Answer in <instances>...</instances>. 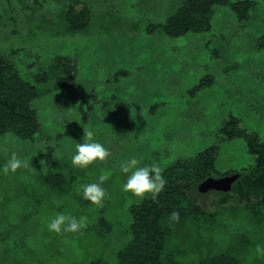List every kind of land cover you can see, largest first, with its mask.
I'll return each instance as SVG.
<instances>
[{
	"label": "rangeland",
	"instance_id": "rangeland-1",
	"mask_svg": "<svg viewBox=\"0 0 264 264\" xmlns=\"http://www.w3.org/2000/svg\"><path fill=\"white\" fill-rule=\"evenodd\" d=\"M250 1L245 21L230 6H217L209 31L170 38L158 27L182 0H0V54L25 80L42 73L49 78L37 86L41 93L31 104L40 125L34 139L0 137V264H116L117 252L130 240L129 209L143 200L122 190L129 174L121 164L132 158L140 167L158 163L162 171L180 160L186 169L212 146L213 180L256 165L243 139L227 141L221 132L238 119L264 142V0ZM70 5L76 11L88 7L84 30H65ZM57 56L74 60L71 85L58 89L59 72L49 69ZM207 77L210 86L191 94ZM84 128L111 155L74 167ZM13 152L29 166L4 175ZM49 171L70 178V191H50L41 182ZM108 173L103 207H97L83 198L81 185L99 183ZM216 192L189 193L210 217L176 229L166 252H184L176 261L186 264L225 252L240 264H264L255 253L257 244L264 246V220L243 209L218 215ZM59 213L86 217L88 226L79 233L51 232L47 225ZM100 217L110 229L97 227Z\"/></svg>",
	"mask_w": 264,
	"mask_h": 264
},
{
	"label": "trees",
	"instance_id": "trees-1",
	"mask_svg": "<svg viewBox=\"0 0 264 264\" xmlns=\"http://www.w3.org/2000/svg\"><path fill=\"white\" fill-rule=\"evenodd\" d=\"M44 0H28V4H41ZM230 6L238 21L248 19L247 12L254 6V2L243 0L230 4V0H182L176 11L170 15L163 25L158 28L170 38H178L186 34H199L209 31L214 7ZM90 11L87 6L76 11L69 6L63 15L65 30L76 33L86 28ZM1 23V15H0ZM50 70L59 72L55 78V88L71 85L74 77V60L57 56L51 59ZM47 73L32 78V82L20 75L13 63L0 54V137L12 134L19 140L32 141L40 131L37 112L32 108V102L41 92L37 86L47 82ZM209 77L203 78L191 88L195 95L205 87L210 86ZM227 141L241 138L245 142L249 154L256 156L257 163L253 167L238 172L227 173L236 176L227 192L217 191L219 196L217 205L220 213L243 209L256 221L264 220V142L256 133H248L238 119H230L221 130ZM52 149H46L45 165L50 167ZM216 149L210 147L188 163L180 160L165 168L162 175L167 180L164 190L159 194L156 202L149 196L139 204L129 209L131 224L129 226L130 240L116 254V264H186L176 261V257L185 255L184 252L174 250L166 252L167 246L176 229H183L184 223L192 222L195 226L205 223L210 214L198 203L191 199V191L200 194L199 185L212 178L215 173ZM189 166V167H188ZM184 171L179 176V169ZM41 182L53 192H69L70 178L60 173L48 172L41 178ZM216 191V190H215ZM206 193V192H205ZM233 202V203H231ZM228 204V205H227ZM227 205V207H226ZM179 211L178 222L170 221V213ZM217 215V216H218ZM97 227L110 229L109 223L99 218ZM178 258V257H177ZM82 264H107L102 259L91 260ZM187 264H240L232 252L201 258L197 263Z\"/></svg>",
	"mask_w": 264,
	"mask_h": 264
},
{
	"label": "clouds",
	"instance_id": "clouds-1",
	"mask_svg": "<svg viewBox=\"0 0 264 264\" xmlns=\"http://www.w3.org/2000/svg\"><path fill=\"white\" fill-rule=\"evenodd\" d=\"M94 132L84 128V142L76 144V152L72 156V165L74 167L86 168L96 161L104 162L111 155L110 151L102 144L93 142ZM140 161L132 158L121 164V171L129 174L126 183H124L122 190L130 192L134 196L144 199L150 195L153 202H156L159 194L164 190L167 180L162 175V169L158 163H153L150 166H138ZM29 165L18 158L17 154L13 152L7 163L3 166V174L8 175L9 172L15 173L21 167H28ZM108 174L99 176V183H90L81 185L83 198L90 201L97 207H103V201L106 196L105 189L102 184L109 179ZM180 219L179 211L170 213V221L178 222ZM88 226L87 218L80 217L79 220L71 215L63 213L57 214L48 223V230L60 234L64 233H79ZM255 253L258 256L264 257V246L259 244L255 247Z\"/></svg>",
	"mask_w": 264,
	"mask_h": 264
},
{
	"label": "water",
	"instance_id": "water-1",
	"mask_svg": "<svg viewBox=\"0 0 264 264\" xmlns=\"http://www.w3.org/2000/svg\"><path fill=\"white\" fill-rule=\"evenodd\" d=\"M236 179V176H227L217 180L211 178L205 180L199 185L200 192H207L209 190H216L221 192H227L231 188V184Z\"/></svg>",
	"mask_w": 264,
	"mask_h": 264
}]
</instances>
